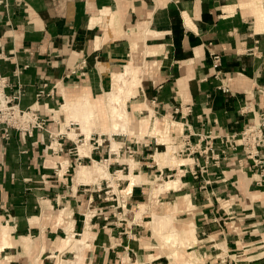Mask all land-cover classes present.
<instances>
[{"label": "crops", "instance_id": "obj_1", "mask_svg": "<svg viewBox=\"0 0 264 264\" xmlns=\"http://www.w3.org/2000/svg\"><path fill=\"white\" fill-rule=\"evenodd\" d=\"M0 54L5 93L18 94L19 109L36 108L47 119L46 131L12 133L0 149V225L10 236V246L0 241V264H264V178L254 184L241 151L221 154L214 140L218 160L205 173L198 174L204 160L197 153L175 154L183 163L160 167L154 155L164 146L137 130L145 119L148 131L155 119L179 124L178 136L170 132L179 146L180 136L192 144L198 136L238 135L260 121L264 0H0ZM129 63L141 73L139 93L125 107L133 133L111 138L134 154L95 149L96 137L110 140L97 121L89 152L80 155L76 141L84 135L60 111L64 96L102 98L111 74ZM41 85L51 96L35 99ZM102 159L111 176H124L115 184L124 195L101 197L109 185L96 177L78 181V168ZM129 174L147 183L128 191ZM170 180L175 189L151 195ZM152 215L167 217L172 229H153ZM171 230L176 241L167 239ZM68 234L82 243L72 251L62 248Z\"/></svg>", "mask_w": 264, "mask_h": 264}, {"label": "built area", "instance_id": "obj_2", "mask_svg": "<svg viewBox=\"0 0 264 264\" xmlns=\"http://www.w3.org/2000/svg\"><path fill=\"white\" fill-rule=\"evenodd\" d=\"M3 58V55L0 54V60ZM211 61L213 67H217L219 57L212 55ZM6 87L7 79L0 75V149L8 141L12 133L19 135L21 138H29L34 133L47 130L46 117L36 108L19 109L17 105L18 94L7 95L4 91ZM260 93L264 95V88ZM45 96L50 97L51 94L48 92L45 93L44 85H41L35 94V99ZM184 110V114H188V106H185ZM98 138L99 136L92 140L95 149L102 144ZM197 139L198 141L191 144L187 136H180L179 146H177L178 149L175 154L191 155L197 153L202 155L204 163L200 167L197 166L198 174L206 172V167L209 165V162L216 165L218 157L217 154L214 155L213 141L218 140V143L223 146V149L220 150L221 154H224L226 150L232 152H236L237 150L241 151L242 157L250 162V168L253 169V173L256 175V178L253 180L254 184L257 186L262 185L264 178V114L260 116L259 122H252L245 126L238 135L198 136ZM82 142H84V139L82 141H76V144L79 143L78 145H81ZM201 143L203 146H201ZM75 146L73 149L68 150V153H74L76 151ZM120 148L127 157H131L134 154L129 143L127 145H121ZM101 161L105 162L106 159L98 162L100 163ZM105 194H107V191ZM112 195L115 198L113 193L110 194V197ZM116 203L117 201H115V205H117Z\"/></svg>", "mask_w": 264, "mask_h": 264}, {"label": "bare ground", "instance_id": "obj_3", "mask_svg": "<svg viewBox=\"0 0 264 264\" xmlns=\"http://www.w3.org/2000/svg\"><path fill=\"white\" fill-rule=\"evenodd\" d=\"M140 74L141 73L139 72L138 68L135 65H133L131 63L126 64L122 67L120 72L115 73V74H111L112 76H111V84H110L109 91L104 93L103 98L97 99V103H91L89 101V98H87L88 96L86 94H83V96H77V97H67L65 105L62 107V111L69 114L70 118L74 119L73 120L74 122L75 121L78 122V124L80 126L78 132L83 134V135L86 134V136H88V132L90 131V127L95 126L96 123L94 122V120H95V117H96V114L98 111L99 112L103 111L105 114V117L108 121L107 123L109 126V127H107L109 130V133H107V134H108V136L110 135V138H111L112 134H115L116 131H118V130H120V132H125V131H127L126 126H127V122H128L127 121V114H126V110H125L126 103L128 102V100L130 98L136 96L139 93V90H140L139 89V87H140ZM76 119H78L79 121ZM147 120L148 119H145L141 123L139 121V123H140L139 132L142 133L141 135H144V133L148 132V130L146 129ZM169 122H171V121H169ZM158 125H159V122L155 119L153 121V132L155 133V131H156V134L160 138V140L161 141L164 140L163 142L170 141L169 138L172 137L171 134L168 133L171 125L173 127H176L177 130L180 131V129H179L180 125L173 123V122H171L169 124L166 122V127L164 129H160V130H158ZM129 133H130V131H129ZM149 133H152V132L149 131ZM70 136L75 137V134L72 133ZM79 151H80V155L85 154L84 151H88V146L82 145L81 147H79ZM118 151H119V147L114 143V141L111 138V148H110L109 152H111L112 154L118 155ZM172 153H175V151H172ZM183 161L184 160H175V158H171L170 164H172V165L177 164L178 165L180 163H183ZM184 164H186V163H184ZM133 165L134 164H133L132 160L128 162V167H129L130 173H131L133 167L135 166V165L134 166ZM107 169H108L107 164L106 163L104 164L102 162H100V163L99 162H93V165L91 167H80L79 172H78L79 181L83 182V180H85L89 176H92L93 174H98L100 176L110 178L111 175L109 174ZM121 177H124V176H121ZM128 178L130 179L131 183L136 182L137 184H139L142 182H146L145 178L140 176V175L136 176V175L129 174ZM175 183H176V181H171V180L165 181L163 183V185L158 188V190L160 192V191H164V190H167L170 188L175 189L176 188ZM152 216L154 218V215H152ZM164 220H168V219L164 218ZM162 225H164V224H162ZM69 231H71V230H69ZM189 233H186V237ZM192 233H191V235H192ZM86 234H87V232L83 233L82 238H84L86 236ZM184 235H185V233H184ZM176 237L177 236H175L174 233L171 231V234L168 235L167 238H171V239L173 238L174 239ZM9 239H10V236H9L7 226L1 225L0 226V241L2 242V244L4 246L7 247V245L10 246V244L8 243ZM84 240H85V238H84ZM187 241H188V239H187ZM190 241L194 243L193 239ZM79 243L82 244L79 240L73 239L72 234H68L67 238L63 241V248L67 247L68 249H71L70 251H72V249L74 250L77 247V244H79ZM57 264H66V262L58 261ZM184 264H186V263H184Z\"/></svg>", "mask_w": 264, "mask_h": 264}, {"label": "rangeland", "instance_id": "obj_4", "mask_svg": "<svg viewBox=\"0 0 264 264\" xmlns=\"http://www.w3.org/2000/svg\"><path fill=\"white\" fill-rule=\"evenodd\" d=\"M258 1V0H257ZM139 70V69H138ZM79 96H83V94H81V95H79ZM67 97H70V96H64V99H65V101L64 102H66V100H67ZM103 97H104V95H103ZM102 97V98H103ZM135 97V96H134ZM87 98H89V97H87ZM89 101H90V99H89ZM91 102V101H90ZM91 103H97V99H95V100H92V102ZM62 105V104H61ZM64 105H65V103H64ZM63 105V106H64ZM62 106V107H63ZM103 108V107H102ZM60 111L61 112H63L62 111V108H61V106H60ZM104 109V108H103ZM65 113V112H64ZM69 115V114H68ZM70 117V116H69ZM72 120H74V119H72ZM76 120H78V119H76ZM79 121V120H78ZM97 121L99 122V124H100V127L102 126V130H100V132H102V133H109V130H108V128L107 127H109L108 126V121H107V119H106V117H105V114H104V112L102 111V112H97V114H96V117H95V120H94V122L95 123H97ZM78 123V122H77ZM105 123V124H104ZM168 124H169V122H167ZM138 124H140L139 122H138ZM80 127V126H79ZM127 128H126V130L127 131H125V132H123V133H129V131H130V133L129 134H132V132H133V128H132V126L127 122V126H126ZM166 127V122L165 123H160L159 125H158V130H160V129H164ZM97 128V126H96V124H95V126H92V127H90V131L88 132V136H86V134L84 135V142H82L81 143V145H78L77 144V150L79 151V147H81L82 145H86V146H88V148H89V144H90V142H89V134H90V132H92L93 130H91V129H96ZM179 129L181 130V128L179 127ZM137 130H138V135L140 136V137H142V136H151V137H153V136H157V134H156V131H155V133L153 132V129H151L150 130V132H152V133H149V131L148 132H146V133H144V135H141L142 133H140L139 132V126L137 127ZM148 130V129H147ZM174 130V127H172V126H170V128H169V131H168V133L170 134V132L171 131H173ZM118 131H120V130H118ZM118 131H116V132H118ZM179 133H180V131L179 130H177V128L175 127V130H174V135L175 136H178L179 135ZM146 134V135H145ZM107 136H108V134H107ZM69 137H71V138H74V137H72V136H69ZM87 137V138H86ZM108 138L110 139L108 142L106 141V137H102L101 139V142H102V144H101V146H102V148H104L106 151H107V149H109V151H110V148H111V138H110V135L108 136ZM107 138V139H108ZM158 140H157V142H159V143H161L163 146H164V149H160L161 150V152H159V153H156L155 155H154V160L156 161V163L158 164V166H163V165H168V166H170V167H174V166H177V164H174V165H172V164H170V159L171 158H175V160H181L180 158H176L175 157V153H172V151H177V143H176V145H173L172 144V142H173V139L172 138H169V140L170 141H165V142H163L164 140H160V138L157 136L156 137ZM109 145H110V147H109ZM109 147V148H108ZM169 151V152H168ZM172 153V154H171ZM112 154V153H111ZM116 155V154H115ZM129 161H131V160H127V164H128V162ZM102 162V161H101ZM102 163H106L107 164V161H105V162H102ZM109 163V162H108ZM93 165V163L92 164H90L89 165V167H91ZM107 165H109V168H108V171L109 172H111L110 171V168H111V166H110V164H107ZM129 168V167H128ZM79 169V168H78ZM77 172H78V170H77ZM77 172H76V175H77ZM146 175V174H145ZM94 177H96V179H100V180H103L104 181V184H106V183H108V185H109V188H103L102 187V190H101V192H100V194H101V197L103 196V198L105 197H109L110 196V194H114V195H124V193H123V191H122V188L123 187H121V185L119 184V186L117 187L115 184H116V179H123V177H121V175H117L116 177H114V176H111L110 178H106V177H103V176H100V175H98V174H93L92 176H89V177H87L86 179V181H92V179H94ZM78 181H79V178H78ZM84 181V180H83ZM175 181V180H174ZM145 183H147V182H142V183H139V184H145ZM133 184H137L136 182L135 183H131L130 182V179H129V185H128V188H127V190L129 191L130 190V188H131V186L133 185ZM107 185V184H106ZM159 188V187H158ZM158 188H157V190H152L151 191V195L152 196H155L158 192H159V190H158ZM107 191V194H104V192H106ZM109 191H112L111 193L109 192ZM117 191H120V192H118L117 193ZM122 191V192H121ZM155 192V193H154ZM103 193V194H102ZM118 197V196H117ZM120 198V197H119ZM142 210H143V206L142 205H139L138 206V210H137V212L135 213V216H138L141 212H142ZM164 214H166V213H164ZM92 215L93 216H95L96 215V213L94 212V213H92ZM88 218L89 217H86V226H84L83 225V229H84V227H86V230L84 231V233L85 232H88V230H89V224H88ZM163 218V219H162ZM164 218L165 219H168V218H166L165 216H163V217H156L155 215H154V218H153V216H152V221L150 222L151 223V225H152V228L153 229H155L156 230V228H157V230H170V229H172L171 228V223L169 222L170 220H164ZM162 224H164V225H162ZM1 226V225H0ZM191 227V228H190ZM191 229V230H190ZM190 230V231H189ZM172 231V230H171ZM182 231V230H181ZM183 231L185 232V233H189V232H193V228H192V226H189L188 228H186V229H183ZM188 231V232H187ZM173 233H174V235L175 236H177V234L174 232V231H172ZM171 233V232H170ZM181 233V232H180ZM182 234V233H181ZM180 234V235H181ZM170 235V234H169ZM178 237V236H177ZM176 237V238H177ZM76 239L78 238V237H75ZM176 238H167L168 240H173V241H176L177 239ZM194 243L193 242H191L190 241V245H193ZM62 248H63V242H62ZM60 261V260H59ZM61 262H63V261H61ZM66 262V264H81L78 260L76 261H65Z\"/></svg>", "mask_w": 264, "mask_h": 264}]
</instances>
